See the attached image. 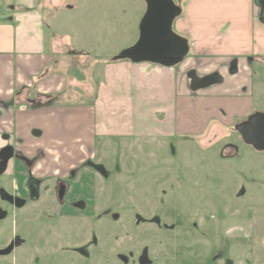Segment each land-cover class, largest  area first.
Listing matches in <instances>:
<instances>
[{
  "label": "rangeland",
  "instance_id": "obj_1",
  "mask_svg": "<svg viewBox=\"0 0 264 264\" xmlns=\"http://www.w3.org/2000/svg\"><path fill=\"white\" fill-rule=\"evenodd\" d=\"M57 1L41 0L39 5L45 20L43 55H0V68L10 59L5 65L30 77L48 71L28 95L34 97L38 88L45 87L51 96L57 95L52 84L61 83L56 105L28 107L24 112L12 107V113L0 120L6 119L12 128L13 120L39 112L30 123L35 127L28 131L36 148L45 155L54 149L51 161L56 159L63 169L71 165L78 169L79 187L69 198L79 201V210L48 222L53 224L49 229L53 245H49L78 243L83 248L89 240H103L112 256L110 263L103 254L91 258L79 254L74 261L69 257L53 264H139L145 250L150 264H264V151L245 144L236 130L248 118L211 120L200 132L208 121L200 116L195 124H186L189 132H183L170 125L165 113H158L157 125L148 127L151 120L144 119L139 135L131 129L141 123L131 117H87L97 97L88 96L86 90L101 82L100 63L113 64L111 59L138 41L146 4L144 0ZM16 3L0 0V49L11 44V7ZM67 5L74 7L70 10ZM178 19L173 31L182 35ZM54 39L59 41V54L53 51ZM71 49L86 55H73ZM40 63L44 71L39 70ZM8 81L12 82L10 76ZM254 108L264 109L260 102ZM90 127L96 136L85 135ZM17 128L26 138L21 125ZM55 139L58 143L53 146ZM71 229L75 235L68 237ZM42 233L32 236V245L41 246ZM39 256L35 250L21 264H36ZM0 262L15 263L11 257Z\"/></svg>",
  "mask_w": 264,
  "mask_h": 264
},
{
  "label": "crops",
  "instance_id": "obj_2",
  "mask_svg": "<svg viewBox=\"0 0 264 264\" xmlns=\"http://www.w3.org/2000/svg\"><path fill=\"white\" fill-rule=\"evenodd\" d=\"M174 1L181 8V14L177 18L178 30L182 35H178L186 38L190 45L187 57L181 65L171 68L152 63L137 64L128 60L114 61L113 64L106 63L109 60H105L100 63V72L103 74L101 82L97 85L94 82L95 85L86 90L88 96L97 97L93 109H87V117L91 116L92 119L91 114L131 117L141 123V126H133L131 130L142 135L144 119H150L148 127H154L157 125L155 115L158 113H165L166 118L171 121L170 125L176 130L182 128L183 132H189L186 124H195L200 116L208 119L200 130L203 132L211 120L245 118L260 111L264 113V109L254 108L257 102L264 108V0ZM40 4L41 0H17L11 7V44L0 49V55H43L46 42L45 20L39 9ZM73 7L67 5L70 10ZM51 45L54 53L59 54L56 50L59 49V41L54 39ZM71 54L86 55L74 49H71ZM8 61L10 59L5 60L0 68V101L15 99L14 107L19 108L20 112L28 107L38 109L56 105L57 97L62 92L61 83L52 84L57 95L51 96L48 87L38 88L34 97L28 95L32 91L31 86L49 75L48 71H44L42 63L39 70L45 74L38 72L30 77L20 69L15 71L13 65L9 68V65H5ZM97 67L94 69L97 70ZM215 74L220 77L218 83H212V80V84L204 88L197 91L192 89L196 80ZM9 76L12 82L8 81ZM29 81L33 83L27 84ZM193 91L195 92L192 93ZM23 93L25 97H22ZM19 98L23 101L19 102ZM38 98L39 101L42 99L40 106L29 104L28 99ZM8 112L12 113V110ZM39 116L40 113L37 112L29 119L17 118L16 124L21 125L26 137L24 139L30 136L29 129L35 127L31 124ZM6 123V119L0 120V131L9 129ZM168 126L169 124L166 125ZM85 130L88 137L91 133L96 136V131L92 132L91 127ZM143 134L151 137L154 135L147 131ZM85 135H81L84 140ZM55 143H58L56 139L53 146ZM48 151L53 152L54 149Z\"/></svg>",
  "mask_w": 264,
  "mask_h": 264
},
{
  "label": "flooded vegetation",
  "instance_id": "obj_3",
  "mask_svg": "<svg viewBox=\"0 0 264 264\" xmlns=\"http://www.w3.org/2000/svg\"><path fill=\"white\" fill-rule=\"evenodd\" d=\"M28 102L30 105L40 106L42 99H28ZM15 103V99L0 101V118L7 114ZM16 122L17 120L12 121V128L7 127L9 129L0 131V259L11 257L15 263L9 264H21L22 260H30L37 250L40 256L36 264H53L63 259L68 260L69 257L74 261L79 254L85 258L103 254L105 261L110 263L111 247L103 240H89L83 248H79L78 243L59 248L50 246L53 242L49 241L52 235L49 229L53 224L48 222L55 221L56 217L64 214L74 216L79 210V201L74 203L69 198L79 187L78 169L73 165L68 170L63 169L59 167L56 159L51 161V154L55 153L45 155V151L36 148L31 136V142L28 143L27 139L17 132ZM45 158H48L50 164L44 161ZM64 226L71 228L69 224ZM103 227L105 229L106 225ZM39 229L43 231L45 240L37 247L32 245L35 242L31 238L37 235ZM67 232L68 237L75 235L72 229ZM145 256L151 263L145 250L138 257L139 264H142L141 260Z\"/></svg>",
  "mask_w": 264,
  "mask_h": 264
},
{
  "label": "water",
  "instance_id": "obj_4",
  "mask_svg": "<svg viewBox=\"0 0 264 264\" xmlns=\"http://www.w3.org/2000/svg\"><path fill=\"white\" fill-rule=\"evenodd\" d=\"M144 1L147 4V9L139 26L138 41L113 60H128L137 64L152 63L168 68L179 65L190 51L189 41L173 31V23L180 16L181 8L176 5L174 0ZM212 80L214 81L212 82ZM219 81L218 74L204 77L196 80L192 89L204 88L208 84ZM236 130L245 144L252 146L256 151H264L263 112L254 113L247 120L238 124ZM141 262L150 264L146 256L142 258Z\"/></svg>",
  "mask_w": 264,
  "mask_h": 264
},
{
  "label": "trees",
  "instance_id": "obj_5",
  "mask_svg": "<svg viewBox=\"0 0 264 264\" xmlns=\"http://www.w3.org/2000/svg\"><path fill=\"white\" fill-rule=\"evenodd\" d=\"M114 61H118V60H113V59H111V62H114Z\"/></svg>",
  "mask_w": 264,
  "mask_h": 264
}]
</instances>
